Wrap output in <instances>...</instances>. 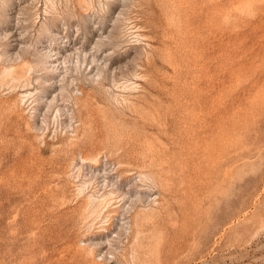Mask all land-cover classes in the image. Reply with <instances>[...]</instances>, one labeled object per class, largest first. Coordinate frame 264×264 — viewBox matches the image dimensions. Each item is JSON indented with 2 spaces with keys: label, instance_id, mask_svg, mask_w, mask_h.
I'll use <instances>...</instances> for the list:
<instances>
[{
  "label": "rangeland",
  "instance_id": "374dc122",
  "mask_svg": "<svg viewBox=\"0 0 264 264\" xmlns=\"http://www.w3.org/2000/svg\"><path fill=\"white\" fill-rule=\"evenodd\" d=\"M0 264H264V0H0Z\"/></svg>",
  "mask_w": 264,
  "mask_h": 264
},
{
  "label": "bare ground",
  "instance_id": "6f19581e",
  "mask_svg": "<svg viewBox=\"0 0 264 264\" xmlns=\"http://www.w3.org/2000/svg\"><path fill=\"white\" fill-rule=\"evenodd\" d=\"M21 55V54H20ZM52 56V55H51ZM12 70V69H11ZM4 71V70H3ZM6 72V71H5ZM4 75V74H3ZM8 76V75H7Z\"/></svg>",
  "mask_w": 264,
  "mask_h": 264
}]
</instances>
